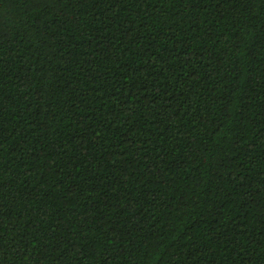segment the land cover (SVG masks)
<instances>
[{
    "label": "trees",
    "instance_id": "1",
    "mask_svg": "<svg viewBox=\"0 0 264 264\" xmlns=\"http://www.w3.org/2000/svg\"><path fill=\"white\" fill-rule=\"evenodd\" d=\"M0 264H264V0H0Z\"/></svg>",
    "mask_w": 264,
    "mask_h": 264
}]
</instances>
